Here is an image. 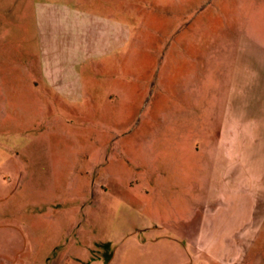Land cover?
<instances>
[{"label": "rangeland", "instance_id": "374dc122", "mask_svg": "<svg viewBox=\"0 0 264 264\" xmlns=\"http://www.w3.org/2000/svg\"><path fill=\"white\" fill-rule=\"evenodd\" d=\"M0 264H264V0H0Z\"/></svg>", "mask_w": 264, "mask_h": 264}, {"label": "crops", "instance_id": "0c3cea01", "mask_svg": "<svg viewBox=\"0 0 264 264\" xmlns=\"http://www.w3.org/2000/svg\"><path fill=\"white\" fill-rule=\"evenodd\" d=\"M196 47H197V46H196ZM196 50H199V48H196ZM199 55H200V53H199ZM201 56H202V55H201ZM201 59H204L203 56L201 57ZM246 64H247V61L244 60V61L242 62V65L245 66ZM231 93H232V95H233V89H232ZM239 95H240V92H237V93H236V96H239Z\"/></svg>", "mask_w": 264, "mask_h": 264}]
</instances>
